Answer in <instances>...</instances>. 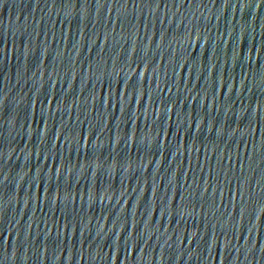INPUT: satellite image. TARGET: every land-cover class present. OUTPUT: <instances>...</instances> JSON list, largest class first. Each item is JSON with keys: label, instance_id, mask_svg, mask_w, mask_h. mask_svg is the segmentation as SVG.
I'll return each instance as SVG.
<instances>
[{"label": "water", "instance_id": "95a60500", "mask_svg": "<svg viewBox=\"0 0 264 264\" xmlns=\"http://www.w3.org/2000/svg\"><path fill=\"white\" fill-rule=\"evenodd\" d=\"M0 220L29 264H264V0H0Z\"/></svg>", "mask_w": 264, "mask_h": 264}]
</instances>
